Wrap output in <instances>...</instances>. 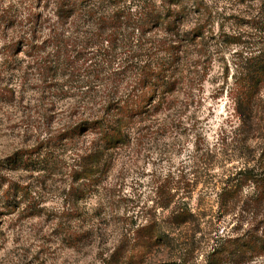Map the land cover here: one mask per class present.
<instances>
[{
  "label": "rangeland",
  "instance_id": "rangeland-1",
  "mask_svg": "<svg viewBox=\"0 0 264 264\" xmlns=\"http://www.w3.org/2000/svg\"><path fill=\"white\" fill-rule=\"evenodd\" d=\"M206 3L212 8L206 42L212 56L211 70L198 98L179 109L180 113L163 114L161 120L169 119L165 129L158 125L149 132L143 130L146 138L119 149L95 196L77 202L67 193L71 179L60 175L33 194L35 203L23 199L11 208L5 205L8 186L28 180V175L8 172L0 165V264H209L213 247L210 237L216 233L235 237L233 229L241 232L252 226L248 221L238 223L232 216L223 217L218 193L222 181L243 165L246 155L253 157L264 142V88L257 130L239 129L241 121L231 99L237 52L260 41L249 22L256 21L261 2ZM38 5L36 0H0L3 163L17 151L32 149L43 130L60 127L68 113L63 102L55 111L46 110L48 93L40 91L43 75L27 68L30 58L23 42L34 37L33 18L39 11L45 18L53 13L52 4ZM200 19L192 14L185 29ZM38 37L45 40L48 33ZM235 39L241 43H233ZM259 46L255 44L252 49ZM34 206L40 214L33 215ZM181 207L195 213L202 222L199 229L194 224L175 222ZM243 215L247 218L248 213ZM148 223L157 230L152 239L133 233ZM247 264H264V258Z\"/></svg>",
  "mask_w": 264,
  "mask_h": 264
},
{
  "label": "trees",
  "instance_id": "trees-1",
  "mask_svg": "<svg viewBox=\"0 0 264 264\" xmlns=\"http://www.w3.org/2000/svg\"><path fill=\"white\" fill-rule=\"evenodd\" d=\"M36 1L38 8L52 4L53 13L45 18L39 11L33 18L34 37L23 42L30 58L27 68L43 75L40 91L48 93L46 110L55 111L63 102L68 113L60 127L43 130L32 149L0 162L8 172L27 174L30 180L8 186L5 205L11 208L23 199L35 203L33 194L60 175L71 179L67 193L77 202L95 196L114 166L116 152L146 138L143 130L158 125L165 129L169 119L160 117L195 103L211 70L206 42L212 8L206 0ZM252 1L261 2V7L256 21L249 22L260 35L259 43L251 45H261L237 52L231 88L239 129L247 131L257 130L264 88V0ZM192 14L201 19L187 30ZM42 32L48 38L41 41ZM248 157L222 181L218 204L223 217L252 226L241 232L233 229L235 237H210L209 264H247L264 258V142ZM31 209L33 215L41 212L36 206ZM175 222L198 229L202 223L185 207L178 210ZM155 232L151 223L133 230L146 239Z\"/></svg>",
  "mask_w": 264,
  "mask_h": 264
}]
</instances>
